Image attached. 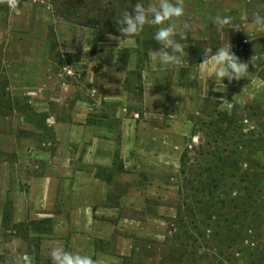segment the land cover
<instances>
[{
    "label": "rangeland",
    "instance_id": "374dc122",
    "mask_svg": "<svg viewBox=\"0 0 264 264\" xmlns=\"http://www.w3.org/2000/svg\"><path fill=\"white\" fill-rule=\"evenodd\" d=\"M16 3L0 0V264H52L56 248L94 264H264V0H182L171 66L150 55L156 27L116 22L160 0ZM225 45L255 60L220 92L200 60Z\"/></svg>",
    "mask_w": 264,
    "mask_h": 264
},
{
    "label": "clouds",
    "instance_id": "9594fccd",
    "mask_svg": "<svg viewBox=\"0 0 264 264\" xmlns=\"http://www.w3.org/2000/svg\"><path fill=\"white\" fill-rule=\"evenodd\" d=\"M7 5L10 9H16V0H7ZM183 14L182 0H160L156 7L151 5L145 7L141 3H136L131 11L124 10L116 22L119 32L127 36L139 35L146 26L156 27L153 38L159 48L152 51L150 55L154 59H158L161 64L171 66L179 65L185 55V50L176 39V33L171 23L174 18H179ZM253 21L256 25L264 27V14L257 11ZM212 22L217 27H223L232 22V17L218 14ZM166 24L167 26H165ZM184 27L187 29L189 26L185 25ZM232 29L239 30L240 28L234 26ZM181 39L184 37L182 36ZM210 58L217 65L215 73L210 77H214V89L220 92H223L222 89L226 87L225 80L231 83L246 78L249 74V63L255 60L253 57L250 62L241 61L232 51V46L227 45L216 51L211 48L204 49V60L201 64L207 63ZM51 259L52 264H94L87 255H73L61 248L52 250Z\"/></svg>",
    "mask_w": 264,
    "mask_h": 264
},
{
    "label": "trees",
    "instance_id": "16d2710c",
    "mask_svg": "<svg viewBox=\"0 0 264 264\" xmlns=\"http://www.w3.org/2000/svg\"><path fill=\"white\" fill-rule=\"evenodd\" d=\"M87 26L92 28V29H94V28L100 26V22L98 20H90V22H89V24ZM111 29H112V27L109 30H107L106 33L114 34V32ZM203 60H204V58L201 59L200 62H203ZM191 63H193V62L191 61Z\"/></svg>",
    "mask_w": 264,
    "mask_h": 264
},
{
    "label": "crops",
    "instance_id": "0c3cea01",
    "mask_svg": "<svg viewBox=\"0 0 264 264\" xmlns=\"http://www.w3.org/2000/svg\"><path fill=\"white\" fill-rule=\"evenodd\" d=\"M81 103H82V102H81ZM74 116H75V117L87 118V114H86V112H82V111H81V113H74ZM82 127H84V126H82Z\"/></svg>",
    "mask_w": 264,
    "mask_h": 264
}]
</instances>
